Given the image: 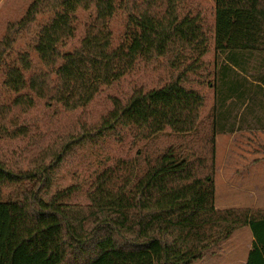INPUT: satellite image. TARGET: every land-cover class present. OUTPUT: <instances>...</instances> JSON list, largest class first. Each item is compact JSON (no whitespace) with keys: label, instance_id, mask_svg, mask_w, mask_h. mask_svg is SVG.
I'll list each match as a JSON object with an SVG mask.
<instances>
[{"label":"trees","instance_id":"trees-1","mask_svg":"<svg viewBox=\"0 0 264 264\" xmlns=\"http://www.w3.org/2000/svg\"><path fill=\"white\" fill-rule=\"evenodd\" d=\"M213 2L214 46L227 60L219 79L222 106L224 99L244 95L241 80L229 73L242 68L243 56L264 54V0ZM78 8L90 11L84 35L77 47L63 50L74 36ZM45 9L51 15L35 38L34 63L12 45ZM118 9L126 24L113 45L108 23ZM207 40L200 16L181 13V0H33L1 41L0 70L3 84L15 93V106L30 108L41 100L70 111L87 106L101 86L121 78L138 59L170 54L192 70L206 53ZM258 80L264 84V76ZM203 100L181 76L137 89L125 100L114 97L111 109L67 149L122 128L145 143L132 158L96 174L84 206L67 201L74 186L39 195L50 187L52 163L29 172L0 160V190L36 181L15 197L0 192V264H189L215 252L244 226L253 237L246 264H264V207L215 206L216 135L231 129L222 123L220 106L200 117ZM5 108L0 105L3 132ZM10 132L25 133L19 127ZM163 136L171 141L162 145ZM62 157L58 152L53 160Z\"/></svg>","mask_w":264,"mask_h":264},{"label":"rangeland","instance_id":"rangeland-1","mask_svg":"<svg viewBox=\"0 0 264 264\" xmlns=\"http://www.w3.org/2000/svg\"><path fill=\"white\" fill-rule=\"evenodd\" d=\"M32 1L0 0V44L8 28L21 19ZM48 9L38 13L26 29L18 32L12 45L13 51L28 52L34 63L37 54L33 50V44L40 26L51 15ZM185 12L200 16L208 38L207 51L200 58L197 67L186 71L184 68L187 62L175 63L170 54L149 60L138 59L121 78L101 86L93 100L84 108L69 111L60 104L47 106L41 100L30 108L15 106L12 103L15 93L3 84L4 74L0 70V105L6 107L1 123L7 129V132L0 131V160L13 170L29 172L52 163L54 167L51 166L48 173L50 187L48 191L41 190L39 195L46 198L56 190L74 186L76 190L67 201L84 206L89 203L87 194L96 174L115 164L118 159L132 158L145 143L144 140L135 141L131 131L122 128L119 133L108 134L100 139L79 144L69 143L70 147L67 149L66 144L73 137L97 124L111 109L114 97L125 100L137 89L159 87L181 76L187 87L197 90L203 96L200 117H209L212 108L221 104L222 87L219 79L221 66L227 64L226 55L219 54L214 46V2L181 0V13ZM89 13L90 11L82 8L76 10L74 36L68 40L63 50H71L79 45ZM125 24L126 14L118 9L108 23L113 45L121 41ZM243 57L242 68H235V73H229V77H235L237 83L241 80L244 95L240 99L232 95L218 107L222 123L224 121L223 124L231 129L216 135L214 203L220 209L264 207V84L258 80L259 76H264V54ZM247 88L253 94L247 92ZM225 90L224 88L223 91ZM246 99L253 115L246 113L243 107ZM15 127L21 128L25 133H11ZM162 138L165 136L161 137L162 145L171 141V138ZM58 152H63V157L57 163L53 158ZM35 183L33 177L25 179L19 186L5 185L0 190L1 197H15L21 188ZM250 237L249 227L236 230L220 244V247L224 243L231 245L230 253L238 256L235 263L222 259L212 264H243L241 260L248 251Z\"/></svg>","mask_w":264,"mask_h":264},{"label":"crops","instance_id":"crops-1","mask_svg":"<svg viewBox=\"0 0 264 264\" xmlns=\"http://www.w3.org/2000/svg\"><path fill=\"white\" fill-rule=\"evenodd\" d=\"M247 92H249L250 94H253V91H250L249 88H247ZM247 102H248V99H246V103L243 104L244 105L243 107L247 111L246 113L253 115L254 113H252L251 107L247 106ZM253 167H256V165H253ZM241 228H243V227H241ZM241 228H239V229H241ZM239 229H237V230H239ZM252 240H253V237L251 235V237H250V239L248 241L249 243H247V248H248L247 253L251 249ZM230 247H231V245L225 244V243L221 247L219 245V248L217 250H215V252L210 253V254L208 253L205 256H203L201 259L195 260V261H193V262H191L189 264H212L214 261L222 260V259L228 260V261H231V262L235 263V261H236L238 256L235 253H233V254L230 253V251H231ZM247 253H246L244 259L241 260V262L243 264L246 263L247 256H248ZM226 264H231V263L227 262Z\"/></svg>","mask_w":264,"mask_h":264}]
</instances>
